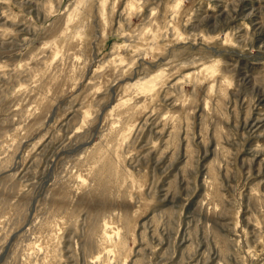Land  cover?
Instances as JSON below:
<instances>
[{
  "label": "rangeland",
  "instance_id": "1",
  "mask_svg": "<svg viewBox=\"0 0 264 264\" xmlns=\"http://www.w3.org/2000/svg\"><path fill=\"white\" fill-rule=\"evenodd\" d=\"M0 264H264V0H0Z\"/></svg>",
  "mask_w": 264,
  "mask_h": 264
}]
</instances>
